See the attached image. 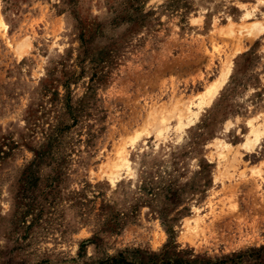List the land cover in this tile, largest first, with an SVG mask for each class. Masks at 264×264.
I'll list each match as a JSON object with an SVG mask.
<instances>
[{
    "label": "rangeland",
    "instance_id": "374dc122",
    "mask_svg": "<svg viewBox=\"0 0 264 264\" xmlns=\"http://www.w3.org/2000/svg\"><path fill=\"white\" fill-rule=\"evenodd\" d=\"M1 20L0 264L264 262V138L240 145L264 0H0ZM203 96L178 142L150 129Z\"/></svg>",
    "mask_w": 264,
    "mask_h": 264
},
{
    "label": "bare ground",
    "instance_id": "6f19581e",
    "mask_svg": "<svg viewBox=\"0 0 264 264\" xmlns=\"http://www.w3.org/2000/svg\"><path fill=\"white\" fill-rule=\"evenodd\" d=\"M0 26L4 29L7 27L4 22L0 21ZM249 27V33H255L259 31L262 27L260 23L255 22L253 25L248 26ZM264 30V29H263ZM221 79L223 80L222 76ZM217 81L209 88L208 93L212 99H214L217 96ZM205 96L201 98L197 103L195 104H188L186 108L183 110H180V106L178 104H175L174 107L178 106V109L174 108V111H171L169 114L165 115L163 118L158 119L157 123L154 124V127H150L151 130L155 131L157 134V137L163 138L166 135L172 134V142H178L181 138L182 133L190 126L195 119L199 116V112L201 111L202 106L205 102ZM173 109V108H171ZM263 121L259 124H254L253 121H250L249 124V133L245 135V141L242 142L240 145L248 150V151H256L262 143V140L264 138V118ZM170 121H173L174 124H170ZM153 125V124H152ZM151 125V126H152ZM229 127V124H226L224 130L227 131V128ZM148 128V130H150ZM222 130V131H224ZM147 134L144 130L142 131ZM141 134H137L136 137H140ZM221 136H225V133L221 132L218 138H216L217 144L216 149L217 152L221 155H233L234 149L233 146L230 144V142L227 139H220ZM171 137V136H169ZM165 139V138H164ZM225 149H227L225 151ZM234 156V155H233ZM134 166L133 164H127L126 166L120 164L116 165V170H114L113 174L108 178L110 183L113 185L117 181L121 180L123 178V170H126L129 173H132V176L134 175ZM257 174H260V171H256ZM131 176V177H132Z\"/></svg>",
    "mask_w": 264,
    "mask_h": 264
},
{
    "label": "trees",
    "instance_id": "16d2710c",
    "mask_svg": "<svg viewBox=\"0 0 264 264\" xmlns=\"http://www.w3.org/2000/svg\"><path fill=\"white\" fill-rule=\"evenodd\" d=\"M262 259V258H261ZM264 260V259H263ZM259 262H261V264H264V262L262 263V261L259 260ZM114 263L115 264H134V263H131V262H128L124 257L123 255H120V258L119 259H115L114 260ZM180 264H183V263H180ZM260 264V263H258Z\"/></svg>",
    "mask_w": 264,
    "mask_h": 264
}]
</instances>
